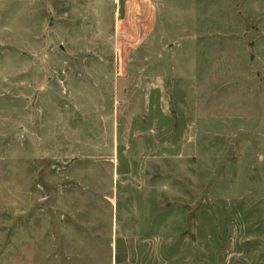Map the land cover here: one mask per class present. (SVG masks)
<instances>
[{
  "label": "rangeland",
  "instance_id": "obj_1",
  "mask_svg": "<svg viewBox=\"0 0 264 264\" xmlns=\"http://www.w3.org/2000/svg\"><path fill=\"white\" fill-rule=\"evenodd\" d=\"M144 1L0 0V264H264V0Z\"/></svg>",
  "mask_w": 264,
  "mask_h": 264
},
{
  "label": "crops",
  "instance_id": "obj_2",
  "mask_svg": "<svg viewBox=\"0 0 264 264\" xmlns=\"http://www.w3.org/2000/svg\"><path fill=\"white\" fill-rule=\"evenodd\" d=\"M145 1L148 2V4H150V7H151L153 0H145ZM145 1H144V2H145ZM129 4H130V3H129ZM144 7L149 8V7H147V6H144ZM145 11H151V10H149V9H145Z\"/></svg>",
  "mask_w": 264,
  "mask_h": 264
}]
</instances>
